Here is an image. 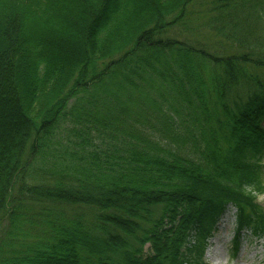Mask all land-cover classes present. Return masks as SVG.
<instances>
[{
  "label": "trees",
  "instance_id": "16d2710c",
  "mask_svg": "<svg viewBox=\"0 0 264 264\" xmlns=\"http://www.w3.org/2000/svg\"><path fill=\"white\" fill-rule=\"evenodd\" d=\"M200 2L0 0V264H207L230 208L264 239V0Z\"/></svg>",
  "mask_w": 264,
  "mask_h": 264
},
{
  "label": "rangeland",
  "instance_id": "374dc122",
  "mask_svg": "<svg viewBox=\"0 0 264 264\" xmlns=\"http://www.w3.org/2000/svg\"><path fill=\"white\" fill-rule=\"evenodd\" d=\"M199 4L206 9L210 5V0H201ZM192 31L200 41L210 43L216 40L207 25L206 17L202 22L198 20ZM258 201L264 207V193L258 195ZM235 229V209L230 208L219 222L214 236L209 240L204 257L205 262L207 264H264V239L247 233L248 236L241 237V243L235 252L233 240Z\"/></svg>",
  "mask_w": 264,
  "mask_h": 264
}]
</instances>
